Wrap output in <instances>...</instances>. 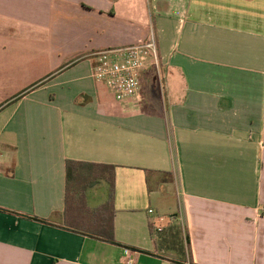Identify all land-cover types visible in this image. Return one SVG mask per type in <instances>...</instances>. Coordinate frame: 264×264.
<instances>
[{
    "label": "crops",
    "instance_id": "crops-1",
    "mask_svg": "<svg viewBox=\"0 0 264 264\" xmlns=\"http://www.w3.org/2000/svg\"><path fill=\"white\" fill-rule=\"evenodd\" d=\"M151 32L166 91L122 105L91 54ZM0 152V264H264V0H0ZM67 161L115 167L113 242Z\"/></svg>",
    "mask_w": 264,
    "mask_h": 264
},
{
    "label": "built area",
    "instance_id": "built-area-1",
    "mask_svg": "<svg viewBox=\"0 0 264 264\" xmlns=\"http://www.w3.org/2000/svg\"><path fill=\"white\" fill-rule=\"evenodd\" d=\"M91 57L94 59L93 79L104 85L114 100L122 105H136L142 74L146 69L152 67L159 71L157 45L152 32L148 40H138L124 48L98 50ZM149 58L152 62L146 63ZM1 158L0 152V163ZM262 211L264 213V208ZM124 263L133 264L130 251L126 252Z\"/></svg>",
    "mask_w": 264,
    "mask_h": 264
},
{
    "label": "trees",
    "instance_id": "trees-1",
    "mask_svg": "<svg viewBox=\"0 0 264 264\" xmlns=\"http://www.w3.org/2000/svg\"><path fill=\"white\" fill-rule=\"evenodd\" d=\"M114 166L99 165L83 162H66L67 186H66V207L65 218L68 227L82 234H88L107 242L114 241ZM104 171H107L106 173ZM97 179L108 181V200L99 209H89L85 205L84 193L87 187ZM82 201L86 208V213L90 223L76 219L69 221L68 212L71 209L78 210L82 206ZM73 207V208H72ZM78 207V208H77ZM76 212V211H75Z\"/></svg>",
    "mask_w": 264,
    "mask_h": 264
},
{
    "label": "rangeland",
    "instance_id": "rangeland-1",
    "mask_svg": "<svg viewBox=\"0 0 264 264\" xmlns=\"http://www.w3.org/2000/svg\"><path fill=\"white\" fill-rule=\"evenodd\" d=\"M150 62H152L151 58H149L146 61V63H150ZM149 69H151V71L148 72L146 75V78L149 80L148 83L150 85L151 84L154 85L155 89L152 88V90H154L157 94H159L160 97L164 96V90L166 91V88L164 89V76H163V69H162L161 65L159 64V71L154 70L152 67ZM160 86H163V88H161ZM180 219H181V217H180ZM181 221H182V219H181ZM180 233H183L181 226H180ZM183 240H184V238L182 235L181 240H180V238H178L177 245L180 246L182 244V248L184 250V255H187V253H186L188 251V249L186 248L187 245H185V242Z\"/></svg>",
    "mask_w": 264,
    "mask_h": 264
}]
</instances>
